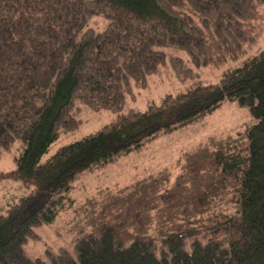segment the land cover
<instances>
[{
	"label": "trees",
	"instance_id": "obj_1",
	"mask_svg": "<svg viewBox=\"0 0 264 264\" xmlns=\"http://www.w3.org/2000/svg\"><path fill=\"white\" fill-rule=\"evenodd\" d=\"M264 0H0V149L19 140L15 169L32 188L0 214V264H264V47L216 83L167 93L146 110L123 111L130 85L170 67H221L258 40ZM179 53L186 55L187 59ZM189 62L191 64H189ZM183 75V76H184ZM235 102L251 122L235 136L201 142L178 160L117 190L76 201L86 172L139 151L160 134ZM115 119L60 146L74 109ZM27 208V207H26ZM74 211L69 247L30 257L35 227Z\"/></svg>",
	"mask_w": 264,
	"mask_h": 264
},
{
	"label": "rangeland",
	"instance_id": "obj_2",
	"mask_svg": "<svg viewBox=\"0 0 264 264\" xmlns=\"http://www.w3.org/2000/svg\"><path fill=\"white\" fill-rule=\"evenodd\" d=\"M261 13L264 17V6ZM263 47L264 20L262 21L261 34L258 40L237 60H229L221 67H195L191 65L192 74H188L187 77L182 72L177 75L175 71L173 72L167 66L162 68L160 73L150 75L145 85L132 82L123 111L130 108L146 110L149 104L160 103L165 94H176L185 91L193 83H216L225 68L239 64L244 57L252 56ZM179 54L187 59L185 54ZM189 64L191 63L189 62ZM73 111L79 120L78 127L75 129H62L60 138L44 154L41 159L42 162L51 157L60 146L96 132L117 116L111 110L96 111L82 103H79L78 108ZM250 122L251 115L248 109L239 107L235 102L227 101L216 111L198 122L179 128L169 134L162 133L139 151L131 152L113 163L84 173L75 183L71 195L76 201L80 202L86 196L99 190H117L149 173H157L165 167L173 170V176H175L178 171V168H175L177 162L182 160L186 151L193 149L201 142H209L210 137L220 139L228 135L235 136ZM22 147V143L17 140L9 149H0V171L9 172L15 169V157ZM25 197L29 201L21 213L26 218L29 212L38 205V202L33 199L32 188H28L20 181L12 178L1 180L0 214L7 212L15 203H21V200ZM73 214L74 211L72 210L63 211L52 224L46 223L35 227L37 238H31L25 244L26 253L33 258H45L47 249L56 251L60 246L68 245L67 247H69L70 226L72 219L75 217Z\"/></svg>",
	"mask_w": 264,
	"mask_h": 264
}]
</instances>
